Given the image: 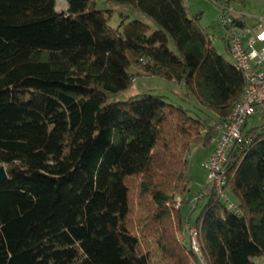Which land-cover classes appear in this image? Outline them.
<instances>
[{
	"label": "trees",
	"instance_id": "16d2710c",
	"mask_svg": "<svg viewBox=\"0 0 264 264\" xmlns=\"http://www.w3.org/2000/svg\"><path fill=\"white\" fill-rule=\"evenodd\" d=\"M58 1L0 0V264L264 257V126L246 124L249 143L228 157L224 189L235 210L206 184L181 216L191 147H214L245 89L201 14L190 15L183 0H102L146 16L158 27L151 33L127 18L109 28L111 12L96 10L97 0H64L62 12ZM133 67L183 86L210 120L160 96L118 101ZM195 212L200 258L177 240Z\"/></svg>",
	"mask_w": 264,
	"mask_h": 264
},
{
	"label": "rangeland",
	"instance_id": "374dc122",
	"mask_svg": "<svg viewBox=\"0 0 264 264\" xmlns=\"http://www.w3.org/2000/svg\"><path fill=\"white\" fill-rule=\"evenodd\" d=\"M187 11L190 15L201 14L200 26L207 30L212 45L216 51L228 62L231 63L230 58L225 52V39L227 36L226 29L221 24L220 12L217 7L213 6L207 0H183ZM227 6L236 14H238L246 24V30L250 34L252 27L257 24V18L264 15V0H231L230 4ZM66 4L64 0H59L56 3V9L58 12L65 10ZM95 9L103 12H111V18L109 20L108 26L112 29H117L121 23L122 18H127V23L132 21H139L146 26H148L152 32L158 30V27L146 16L141 14L136 10H127L124 8H118L109 4H106L102 0H97L95 2ZM169 50L176 54V49L169 39ZM133 85L129 90L124 92L118 101L125 102L130 98L140 96V95H155L164 97L166 102L177 107H182L188 111L189 116L193 118H203L210 120L208 118L209 113L203 111L197 104L192 101V99L185 96V89L181 85H172L159 78L154 77H139V71L137 67H133ZM211 115V114H210ZM209 125H212V121H208ZM264 126V112H259L247 122L246 131L251 129H261ZM212 144L204 147L209 150ZM207 159V153L201 146H193L190 149L188 155L187 164V179H188V192L186 193L184 199L185 203L181 210V216L183 220L186 218L187 214L190 213L192 209V204L198 193L204 187L207 178L206 171L204 169V163ZM180 198L177 197L176 201ZM235 202L234 200H232ZM197 213L195 212L191 216V223H186L182 225L180 233L177 235V240L183 243L189 248V238L186 234V225L195 222ZM254 264H264V257L255 258L253 260ZM204 264V263H202Z\"/></svg>",
	"mask_w": 264,
	"mask_h": 264
},
{
	"label": "built area",
	"instance_id": "2783aa9c",
	"mask_svg": "<svg viewBox=\"0 0 264 264\" xmlns=\"http://www.w3.org/2000/svg\"><path fill=\"white\" fill-rule=\"evenodd\" d=\"M207 1L220 12L221 24L227 31L229 58L245 81L242 97L235 105L229 120L217 127L219 136L204 165L207 185L229 210L234 211L235 207L224 189L225 166L234 149L241 150L249 143L244 134L248 120L259 112H264V16L258 19L256 28L249 34L246 28L234 21L232 10L227 6L226 0ZM238 22L241 23L240 20ZM186 234L192 252L200 258L198 230L187 224Z\"/></svg>",
	"mask_w": 264,
	"mask_h": 264
},
{
	"label": "crops",
	"instance_id": "0c3cea01",
	"mask_svg": "<svg viewBox=\"0 0 264 264\" xmlns=\"http://www.w3.org/2000/svg\"><path fill=\"white\" fill-rule=\"evenodd\" d=\"M232 16H233V18L234 19H236V20H240L241 21V23L243 24V27L244 28H246V24H245V22H244V20L238 15V14H236V13H234L233 11H232ZM264 16V15H263ZM263 16H261V17H263ZM260 17V18H261ZM258 19L259 18H257L256 20H257V24H258ZM257 24L256 25H254L253 27H252V29H250L251 30V32L252 31H254V29L256 28V26H257ZM227 54V53H226ZM227 56H228V54H227ZM173 85V84H172ZM208 148V147H207ZM203 149L206 151V153H207V159H206V161H205V163L208 161V159H209V157H210V155H211V153H212V151H213V144H212V146L211 147H209V150H206L204 147H203ZM205 163H204V165H205ZM207 183H205V185H206ZM204 185V186H205ZM203 189V188H202ZM195 200V199H194Z\"/></svg>",
	"mask_w": 264,
	"mask_h": 264
},
{
	"label": "water",
	"instance_id": "95a60500",
	"mask_svg": "<svg viewBox=\"0 0 264 264\" xmlns=\"http://www.w3.org/2000/svg\"><path fill=\"white\" fill-rule=\"evenodd\" d=\"M7 180V172L4 167H0V186Z\"/></svg>",
	"mask_w": 264,
	"mask_h": 264
}]
</instances>
